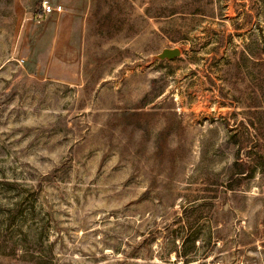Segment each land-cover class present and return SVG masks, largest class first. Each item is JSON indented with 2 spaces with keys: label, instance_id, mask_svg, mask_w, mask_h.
<instances>
[{
  "label": "rangeland",
  "instance_id": "1",
  "mask_svg": "<svg viewBox=\"0 0 264 264\" xmlns=\"http://www.w3.org/2000/svg\"><path fill=\"white\" fill-rule=\"evenodd\" d=\"M152 1L0 0V264H264V0Z\"/></svg>",
  "mask_w": 264,
  "mask_h": 264
},
{
  "label": "water",
  "instance_id": "2",
  "mask_svg": "<svg viewBox=\"0 0 264 264\" xmlns=\"http://www.w3.org/2000/svg\"><path fill=\"white\" fill-rule=\"evenodd\" d=\"M159 56L162 59H174L180 56V50L178 48H165Z\"/></svg>",
  "mask_w": 264,
  "mask_h": 264
},
{
  "label": "built area",
  "instance_id": "3",
  "mask_svg": "<svg viewBox=\"0 0 264 264\" xmlns=\"http://www.w3.org/2000/svg\"><path fill=\"white\" fill-rule=\"evenodd\" d=\"M61 7L60 6H51L49 3H47L46 1L42 3V8L38 11V15L39 13L42 14H49L51 12H54L55 10H60Z\"/></svg>",
  "mask_w": 264,
  "mask_h": 264
},
{
  "label": "trees",
  "instance_id": "4",
  "mask_svg": "<svg viewBox=\"0 0 264 264\" xmlns=\"http://www.w3.org/2000/svg\"><path fill=\"white\" fill-rule=\"evenodd\" d=\"M150 2H151V6L147 7V9H146L147 14H152L153 12H155L154 6H152V4H154V2L152 0H150ZM234 165H235V167H237V171L235 173L236 174H243L244 170L242 168H239L240 165L237 161H235ZM262 172L264 173V169L262 170Z\"/></svg>",
  "mask_w": 264,
  "mask_h": 264
}]
</instances>
